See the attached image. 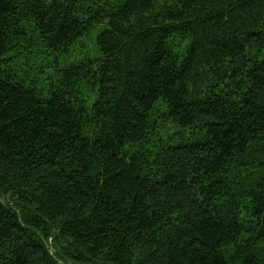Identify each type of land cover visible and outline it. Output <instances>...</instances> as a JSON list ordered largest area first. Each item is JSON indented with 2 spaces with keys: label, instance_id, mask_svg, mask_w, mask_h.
Returning <instances> with one entry per match:
<instances>
[{
  "label": "trees",
  "instance_id": "1",
  "mask_svg": "<svg viewBox=\"0 0 264 264\" xmlns=\"http://www.w3.org/2000/svg\"><path fill=\"white\" fill-rule=\"evenodd\" d=\"M0 264H264V0H0Z\"/></svg>",
  "mask_w": 264,
  "mask_h": 264
},
{
  "label": "rangeland",
  "instance_id": "2",
  "mask_svg": "<svg viewBox=\"0 0 264 264\" xmlns=\"http://www.w3.org/2000/svg\"><path fill=\"white\" fill-rule=\"evenodd\" d=\"M97 31H94L90 36L84 38L75 48V50L65 56L60 58V66L64 67L71 63H77L80 61L85 60L88 57H97L98 51L95 50L94 42H95V34ZM45 56H41V59H43Z\"/></svg>",
  "mask_w": 264,
  "mask_h": 264
}]
</instances>
